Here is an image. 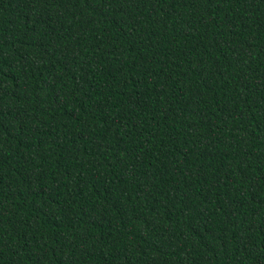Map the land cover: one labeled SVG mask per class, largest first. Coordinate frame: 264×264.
I'll list each match as a JSON object with an SVG mask.
<instances>
[{"label":"trees","instance_id":"1","mask_svg":"<svg viewBox=\"0 0 264 264\" xmlns=\"http://www.w3.org/2000/svg\"><path fill=\"white\" fill-rule=\"evenodd\" d=\"M0 264H264V0H0Z\"/></svg>","mask_w":264,"mask_h":264}]
</instances>
